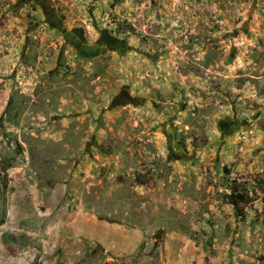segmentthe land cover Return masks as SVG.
I'll return each instance as SVG.
<instances>
[{"label": "rangeland", "instance_id": "1", "mask_svg": "<svg viewBox=\"0 0 264 264\" xmlns=\"http://www.w3.org/2000/svg\"><path fill=\"white\" fill-rule=\"evenodd\" d=\"M0 264H264V0H0Z\"/></svg>", "mask_w": 264, "mask_h": 264}, {"label": "trees", "instance_id": "2", "mask_svg": "<svg viewBox=\"0 0 264 264\" xmlns=\"http://www.w3.org/2000/svg\"><path fill=\"white\" fill-rule=\"evenodd\" d=\"M246 188L244 190H237L233 188L231 194L227 196V201L229 204L234 206L237 209L239 215L244 216V209L250 204L251 199Z\"/></svg>", "mask_w": 264, "mask_h": 264}, {"label": "flooded vegetation", "instance_id": "3", "mask_svg": "<svg viewBox=\"0 0 264 264\" xmlns=\"http://www.w3.org/2000/svg\"><path fill=\"white\" fill-rule=\"evenodd\" d=\"M44 16L45 19L48 20L53 26H57V16L55 13H51L49 11H45L44 10ZM62 30V29H61ZM64 32V34H67V38H68V42L74 44V46L79 49L78 51L80 52L81 55H87L88 57L90 56H94L95 55V50L91 47V48H86V47H81L82 44H78V42H76V38L75 36H73V33H66L65 30H62V33Z\"/></svg>", "mask_w": 264, "mask_h": 264}]
</instances>
